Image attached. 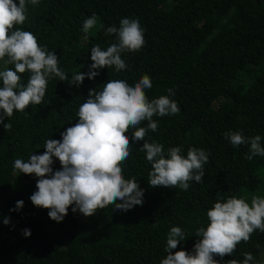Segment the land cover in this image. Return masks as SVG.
Here are the masks:
<instances>
[{
	"label": "trees",
	"instance_id": "obj_1",
	"mask_svg": "<svg viewBox=\"0 0 264 264\" xmlns=\"http://www.w3.org/2000/svg\"><path fill=\"white\" fill-rule=\"evenodd\" d=\"M93 13L99 27L78 46L83 21ZM26 16L14 29L31 32L39 46L54 52L68 80H49L41 104L14 110L4 121L11 124L8 129L0 124V264H160L171 227H180L188 240L173 254L192 253L199 239L196 231L208 226L207 211L214 203L245 199L260 187L264 157L249 161L250 145L233 148L224 134L259 135L264 146V0H39L37 6L27 5ZM122 18L138 19L145 40L139 51L121 54L126 69L117 73L114 66L104 68L79 87L70 85L73 75L89 71L93 46L106 50L116 42L105 29L119 27ZM5 67L14 70V65ZM18 75L26 85L30 74ZM144 75L152 82V88L144 90L148 100L168 95L171 88L175 95L170 99L180 112L153 116L158 129L149 130L144 141L132 143V130L126 133L130 155L120 165L122 176L135 177L144 190L143 205L127 212H113L114 205H108L87 218L73 213V205L62 222L52 221L48 209L30 200L38 178L14 170V161L27 162L44 153L48 139L61 140V133L78 122L90 89L100 92L116 79L134 86ZM144 142L163 145L165 153L180 147L185 158L193 147L209 153L203 182L190 181L187 191L178 186L151 188V164L139 151ZM14 172L24 182L18 192L11 188ZM17 201H23V208L10 211ZM6 217L8 225L3 223ZM24 229L31 232L27 238ZM254 235L264 244V233L255 230L250 237ZM244 243H238L232 255L213 258L225 264Z\"/></svg>",
	"mask_w": 264,
	"mask_h": 264
},
{
	"label": "clouds",
	"instance_id": "obj_2",
	"mask_svg": "<svg viewBox=\"0 0 264 264\" xmlns=\"http://www.w3.org/2000/svg\"><path fill=\"white\" fill-rule=\"evenodd\" d=\"M38 3L39 0H18L17 5L15 0H0V61L4 65H14V70L7 67L0 70L3 85L0 87V124L4 129L11 127L4 121L12 117L14 110L24 112L30 104L42 103L49 80H68L66 73L58 67L54 52L39 46L31 32L14 29L15 25H23L26 21L27 5L37 6ZM97 21L95 13L83 21L85 39ZM105 35H114L116 42L106 50L99 45L93 46L89 71L73 75L70 85L79 87L85 78L94 79L104 68L114 66L119 73L127 67L121 54L139 51L145 43L140 22L134 18H122L119 27H107ZM25 72L30 75L27 84L23 85L18 73ZM151 88V78L144 75L134 86L116 79L104 84L100 92L90 89L88 99L79 107L78 122L61 133V140L48 139L44 153L32 155L27 162L16 159L14 170L38 178L31 203L37 208L48 209L49 218L57 223L64 220L73 205L72 212L79 211L86 218L108 205H114L113 212H127L142 206L144 190L135 177L126 180L122 176L120 165L130 155V140L126 133L132 130V143L144 141L149 130L155 132L158 129L153 116H174L180 112L177 102L170 99L175 95L173 89L167 90L168 95L149 101L144 90ZM142 121L148 122L147 127H139ZM224 138L233 148L250 145V154L246 157L249 161L255 156L264 157L259 135L249 138L240 131H228ZM139 151L146 153V160L151 164L148 174L151 188L178 186L187 191L190 181L203 182L209 153L202 149L189 148L185 158L180 147H171L165 153L163 145L144 142ZM53 158L59 161L60 170L53 171ZM22 208L23 201H17L10 211ZM207 218L208 226L196 231L199 239L192 253L181 250L173 254L186 236L180 227H171L164 249L167 255L160 264H219L214 256L222 259L232 255L236 245L241 241L248 242L255 230L264 233V197L253 196L251 206L244 198L236 197L216 202L207 211ZM3 223L8 225L10 218H4ZM156 226L154 223L153 227ZM22 234L27 238L31 232L24 229ZM253 260L250 253H244L242 264H250ZM228 264L241 262L232 259Z\"/></svg>",
	"mask_w": 264,
	"mask_h": 264
},
{
	"label": "rangeland",
	"instance_id": "obj_3",
	"mask_svg": "<svg viewBox=\"0 0 264 264\" xmlns=\"http://www.w3.org/2000/svg\"><path fill=\"white\" fill-rule=\"evenodd\" d=\"M98 27H99V21H97L96 27L89 30V33L87 34V38L92 36L96 32ZM86 41L87 39H85V34H84V36L78 40L77 45L82 46L86 43ZM260 50L261 52H264V44L260 46ZM3 69H4V65H1L0 70H3ZM52 168H53V171H56L57 168L61 169V165L60 163L57 165H52ZM23 185H24V182L14 172L13 180L11 183L12 190L14 192H18L19 190L22 189ZM261 195H264V177L260 178V187L256 189L252 194H249L248 196H246L245 202H247L249 206H251V198L253 196L261 197ZM182 243L188 244V240L186 239L185 241H182L180 244ZM176 249L178 250V246ZM244 253H250L254 257V260L251 261L250 264H264V244L258 236L254 235L250 237L249 241L245 242L243 246L228 261L235 259L238 262H241L242 264V261L244 259ZM228 261L225 264H228Z\"/></svg>",
	"mask_w": 264,
	"mask_h": 264
}]
</instances>
